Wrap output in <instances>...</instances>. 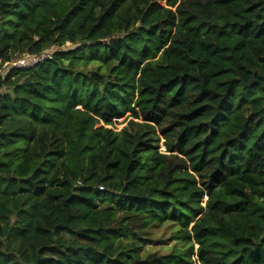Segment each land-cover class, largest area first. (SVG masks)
<instances>
[{
  "label": "trees",
  "instance_id": "trees-1",
  "mask_svg": "<svg viewBox=\"0 0 264 264\" xmlns=\"http://www.w3.org/2000/svg\"><path fill=\"white\" fill-rule=\"evenodd\" d=\"M0 264H264V0H0Z\"/></svg>",
  "mask_w": 264,
  "mask_h": 264
},
{
  "label": "rangeland",
  "instance_id": "rangeland-1",
  "mask_svg": "<svg viewBox=\"0 0 264 264\" xmlns=\"http://www.w3.org/2000/svg\"><path fill=\"white\" fill-rule=\"evenodd\" d=\"M27 56H22V58H26ZM15 63V62H14ZM12 66L6 67L5 69H9ZM130 119H127L126 116L122 119H120L117 124L113 127L116 130L120 131L122 130L128 123ZM161 150L165 151V147L163 146V143L160 142ZM207 200V198H204V203ZM204 206V205H203ZM177 230V227L172 225H166L162 229H159L154 234V239L158 240L159 242L153 243L152 245L148 246L147 251L150 253L158 251L159 253H166L172 245L175 244L172 234ZM196 248V247H195Z\"/></svg>",
  "mask_w": 264,
  "mask_h": 264
},
{
  "label": "built area",
  "instance_id": "built-area-1",
  "mask_svg": "<svg viewBox=\"0 0 264 264\" xmlns=\"http://www.w3.org/2000/svg\"><path fill=\"white\" fill-rule=\"evenodd\" d=\"M27 56L26 58H20L15 63L13 62L11 64L12 67L18 68V69H30L35 67L36 65L47 61L48 59H51V54L50 52L44 53L40 56H29V55H24Z\"/></svg>",
  "mask_w": 264,
  "mask_h": 264
}]
</instances>
